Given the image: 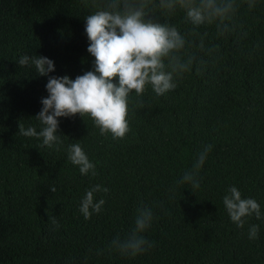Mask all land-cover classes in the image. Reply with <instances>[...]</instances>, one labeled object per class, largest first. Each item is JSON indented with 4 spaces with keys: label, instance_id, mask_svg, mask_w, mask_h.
<instances>
[{
    "label": "trees",
    "instance_id": "16d2710c",
    "mask_svg": "<svg viewBox=\"0 0 264 264\" xmlns=\"http://www.w3.org/2000/svg\"><path fill=\"white\" fill-rule=\"evenodd\" d=\"M236 3V32L219 37L215 25L197 28L207 32L206 49L218 47L211 55L195 46L199 37L189 35L182 11L157 10L155 19L192 42L185 58L195 56L193 70L164 95L151 86L142 96L130 93L124 138L101 135L77 114L58 118L61 143L49 148L18 130H42L35 117L48 96V77L19 59L47 57L55 68L49 76L93 70L85 17L96 9L92 0H0V264H264V0L252 10ZM76 143L95 176L68 160ZM209 144L200 187L179 183ZM97 184L108 191L94 200L105 203L86 220L81 200ZM232 186L260 205L261 218H244L243 228L223 204ZM142 208L152 210L142 235L154 246L135 257L110 250Z\"/></svg>",
    "mask_w": 264,
    "mask_h": 264
},
{
    "label": "clouds",
    "instance_id": "9594fccd",
    "mask_svg": "<svg viewBox=\"0 0 264 264\" xmlns=\"http://www.w3.org/2000/svg\"><path fill=\"white\" fill-rule=\"evenodd\" d=\"M245 2L249 10L257 4V0ZM92 7L96 11L85 17V33L89 41L87 52L94 57L93 70L75 79L67 75L49 76L55 68L47 57L24 55L19 59V65H34L39 76L48 77L45 85L48 96L42 98V108L35 117L44 127L37 132L34 127L25 130L23 125H18L23 136L42 138V146L51 148L61 143L57 135L58 118L77 114L89 116L101 135L110 133L113 139L124 138L130 130L127 119L130 93L134 91L139 97L151 86L157 95H164L177 87L178 79L193 70L195 56L187 54L185 58L186 46H191L192 42L187 41L177 27L155 19L157 10L167 15L182 11L185 22L192 25L189 35L199 37L195 46L209 55L217 52L218 47L206 49L207 32L201 34L197 28L215 25L217 36L225 37L240 27L234 19L239 7L236 0H92ZM205 63L199 61L200 66ZM200 66L196 67L197 73L201 71ZM114 79L118 83H114ZM211 149V144L203 148L193 170L186 172L179 183H190L193 189L200 187L198 172ZM68 160L79 166L82 175L90 172L96 175L95 165L79 143L70 145ZM50 190L56 191L54 186ZM101 191L106 193L108 189L97 184L86 190L79 208L86 220L93 213H99L105 203L103 199L94 200V194ZM223 204L231 221L240 228L244 227L246 217L261 218L258 202L242 198L234 186L223 197ZM137 211L134 227L125 237L114 238L110 250L135 257L154 246L142 235L151 226L152 210ZM248 235L249 239H256L258 226L251 225Z\"/></svg>",
    "mask_w": 264,
    "mask_h": 264
}]
</instances>
